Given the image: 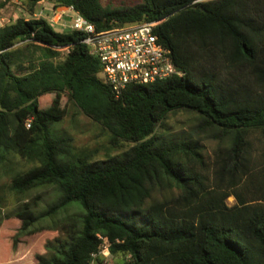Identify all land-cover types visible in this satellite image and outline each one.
Segmentation results:
<instances>
[{"label": "trees", "instance_id": "obj_1", "mask_svg": "<svg viewBox=\"0 0 264 264\" xmlns=\"http://www.w3.org/2000/svg\"><path fill=\"white\" fill-rule=\"evenodd\" d=\"M22 1L30 17L0 27V165L11 152L39 161L10 189L54 185L61 194L42 213L25 204L6 218L19 219V232L28 234L73 202L85 210L66 219L64 237L47 241L37 264H90L98 234L109 239L111 259L120 257L115 264H264V151L256 159L250 139L259 131L264 143V0H140L120 8L102 0ZM42 1L73 5L98 31L157 21L182 75L130 84L116 98L85 34L35 16ZM30 47L42 55H28ZM60 94L102 124L113 147L133 145L102 160L73 154L70 138L49 131L62 119L53 107ZM181 109L199 114L195 132L230 142L215 151L213 179L193 134L156 133Z\"/></svg>", "mask_w": 264, "mask_h": 264}, {"label": "rangeland", "instance_id": "obj_2", "mask_svg": "<svg viewBox=\"0 0 264 264\" xmlns=\"http://www.w3.org/2000/svg\"><path fill=\"white\" fill-rule=\"evenodd\" d=\"M102 2L105 6L120 8L137 4L140 0H102ZM41 7L43 5H38L37 10H40ZM0 16L6 19L7 24L16 21L19 17H30L22 0H9L0 8ZM24 45V43H20L16 47ZM30 52H35L36 56H41L43 53L39 47H30L26 53ZM60 96L61 99L53 104V107H55L56 113L62 115V119L51 125L49 131L53 137L70 138L73 154L86 153L93 160H102L120 155L133 145L130 142H121L118 147H113L110 142L111 134L102 124L83 113L72 100H69L67 95L60 94ZM51 104L50 100L45 102L44 106L48 107ZM199 122L198 113L185 109L176 110L171 112L158 126L156 133L167 139L186 138L189 134H193L194 138L199 139L203 145V154L207 163L205 171L213 179L215 151L221 145L229 146L230 142L221 143L210 137L208 132H195ZM250 139L254 148V156L261 160L264 143L259 131H253L250 134ZM39 165V161L23 158L14 152L7 154L0 165V264H37L36 256L47 252L45 248L47 241L57 236L64 237L66 231L63 225L66 223V219L73 215L80 218L85 213L79 203L73 202L59 210L56 215L43 218L35 223L30 230L37 232L28 234L19 232L21 221L13 217L6 218L8 215L22 209L25 204H28L37 213H42L50 204L57 201L61 194L54 185L38 186L24 194H17L10 189L15 175ZM193 166L199 171L204 170L200 164ZM235 203L234 197L228 199L229 205ZM111 260L115 264L121 259L113 257Z\"/></svg>", "mask_w": 264, "mask_h": 264}, {"label": "built area", "instance_id": "obj_3", "mask_svg": "<svg viewBox=\"0 0 264 264\" xmlns=\"http://www.w3.org/2000/svg\"><path fill=\"white\" fill-rule=\"evenodd\" d=\"M0 2L7 3L8 0ZM56 8L54 16L48 21L53 23L55 16H58L55 22L64 29L85 34L82 42L87 45L92 55L100 59V78L110 86L116 98L122 97L130 84L153 83L182 75L174 63L171 50L160 41L155 32L157 21L133 22L98 31L73 5ZM67 11L73 13L70 23H60ZM35 16L43 18L42 12ZM6 24V19L0 16V27ZM62 52L66 55L69 49L62 48ZM31 123V119L26 121L27 128L31 127ZM98 237L102 239L100 250L93 254L90 264H114L111 260L109 239L101 234Z\"/></svg>", "mask_w": 264, "mask_h": 264}, {"label": "crops", "instance_id": "obj_4", "mask_svg": "<svg viewBox=\"0 0 264 264\" xmlns=\"http://www.w3.org/2000/svg\"><path fill=\"white\" fill-rule=\"evenodd\" d=\"M40 4L43 5V7H41L40 10H37L39 12H36V14L42 12V17L43 18H45L47 20L52 18L54 16V14H55V7L53 6V3L49 2V1H42ZM57 8H59V7H57ZM37 9H38V7H37ZM72 14H73L72 12L67 11L62 16V18L60 20V23H67V24L70 23ZM57 18H58V16H55V21H57ZM55 21L53 23L51 22L55 27L63 28L61 24H59V23H57Z\"/></svg>", "mask_w": 264, "mask_h": 264}]
</instances>
